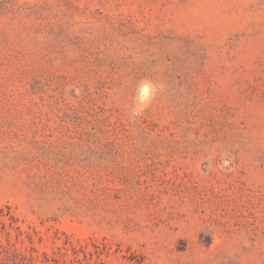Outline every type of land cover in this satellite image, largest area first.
Instances as JSON below:
<instances>
[{
	"label": "rangeland",
	"instance_id": "rangeland-1",
	"mask_svg": "<svg viewBox=\"0 0 264 264\" xmlns=\"http://www.w3.org/2000/svg\"><path fill=\"white\" fill-rule=\"evenodd\" d=\"M0 264H264V0H0Z\"/></svg>",
	"mask_w": 264,
	"mask_h": 264
}]
</instances>
